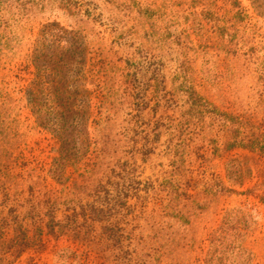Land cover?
Here are the masks:
<instances>
[{"label":"rangeland","instance_id":"374dc122","mask_svg":"<svg viewBox=\"0 0 264 264\" xmlns=\"http://www.w3.org/2000/svg\"><path fill=\"white\" fill-rule=\"evenodd\" d=\"M0 264H264V0H0Z\"/></svg>","mask_w":264,"mask_h":264},{"label":"trees","instance_id":"16d2710c","mask_svg":"<svg viewBox=\"0 0 264 264\" xmlns=\"http://www.w3.org/2000/svg\"><path fill=\"white\" fill-rule=\"evenodd\" d=\"M189 95L191 98L190 107H189L190 111L196 110V106H198V105H203L202 110L199 111L202 113L204 111L212 112L214 110V108H213V110H210L209 105L202 102L203 97L199 96V94L196 93L194 90H190ZM144 107H145V105L142 106V108H144ZM204 116H205V114H204ZM219 122H220V120H219ZM220 126L222 129L221 132L223 134H225L224 138L227 137L225 139V141L223 142L225 149H232L235 147H246V148L250 147L249 141L247 142L246 139H244V138L239 140L237 136L233 135V133L235 132V129L233 130V129L228 128L224 121L221 122ZM231 139H233V140H231ZM50 218L51 219L48 223V227L50 229V232L54 233L56 226H59V230L61 231V233H68L72 230L71 226L70 225L68 226L67 223L56 222L53 215H51ZM101 218L102 217L99 215L97 210L95 211L94 215H92L93 220H101ZM38 230L42 234L41 227H39ZM1 239L5 244H7L6 245V249L8 250L7 252H11V254H18V256H21L25 250H28L33 245V241H32L33 239L31 237H28L27 231H25L22 228L21 224H18L17 227L15 228V236L13 238H11L10 240H4L3 238H1ZM4 243L2 244V247L5 245Z\"/></svg>","mask_w":264,"mask_h":264}]
</instances>
